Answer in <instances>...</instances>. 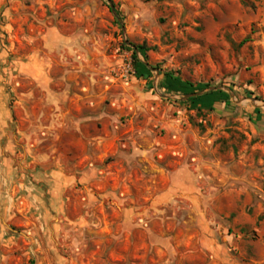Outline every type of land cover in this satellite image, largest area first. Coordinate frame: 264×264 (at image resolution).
Here are the masks:
<instances>
[{
    "label": "rangeland",
    "instance_id": "rangeland-1",
    "mask_svg": "<svg viewBox=\"0 0 264 264\" xmlns=\"http://www.w3.org/2000/svg\"><path fill=\"white\" fill-rule=\"evenodd\" d=\"M0 264H264V0H0Z\"/></svg>",
    "mask_w": 264,
    "mask_h": 264
},
{
    "label": "trees",
    "instance_id": "trees-1",
    "mask_svg": "<svg viewBox=\"0 0 264 264\" xmlns=\"http://www.w3.org/2000/svg\"><path fill=\"white\" fill-rule=\"evenodd\" d=\"M115 16L116 13H115ZM142 56H144L145 50L143 47L137 48ZM132 68L136 78L147 79L151 75L149 67L142 63L136 56V52L132 54ZM163 88L170 93H178L182 95L194 94L197 91H203L207 89V85H196L195 87L190 83L181 82L178 78L174 77L171 73H165L163 75ZM190 103V107L193 109L206 108L211 109L214 104L228 103L229 96L220 91L215 90L209 92L201 97L190 98L186 101ZM258 110H254V113L258 114Z\"/></svg>",
    "mask_w": 264,
    "mask_h": 264
},
{
    "label": "water",
    "instance_id": "water-1",
    "mask_svg": "<svg viewBox=\"0 0 264 264\" xmlns=\"http://www.w3.org/2000/svg\"><path fill=\"white\" fill-rule=\"evenodd\" d=\"M200 95H201V94H194V95L187 96L186 98L194 97V96H200Z\"/></svg>",
    "mask_w": 264,
    "mask_h": 264
}]
</instances>
